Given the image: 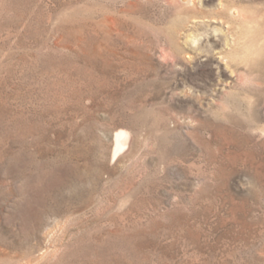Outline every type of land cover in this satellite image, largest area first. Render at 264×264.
Wrapping results in <instances>:
<instances>
[{
	"label": "rangeland",
	"instance_id": "obj_1",
	"mask_svg": "<svg viewBox=\"0 0 264 264\" xmlns=\"http://www.w3.org/2000/svg\"><path fill=\"white\" fill-rule=\"evenodd\" d=\"M258 44L264 0H0V264H264Z\"/></svg>",
	"mask_w": 264,
	"mask_h": 264
},
{
	"label": "bare ground",
	"instance_id": "obj_2",
	"mask_svg": "<svg viewBox=\"0 0 264 264\" xmlns=\"http://www.w3.org/2000/svg\"><path fill=\"white\" fill-rule=\"evenodd\" d=\"M241 17L245 19L242 13H238V18ZM239 44L240 42L238 43V45ZM235 55H238V57L241 58L242 62H244V64L248 67L251 68L264 67V45L258 44L254 46V48H250L246 51H241L240 49L235 52ZM114 136L115 137H114V143L112 149V158L113 160H116L122 154H124L127 148L129 147L130 132L124 129H120L116 132Z\"/></svg>",
	"mask_w": 264,
	"mask_h": 264
}]
</instances>
